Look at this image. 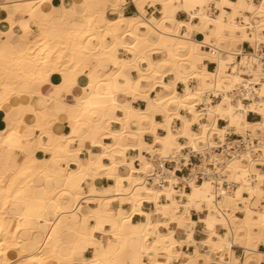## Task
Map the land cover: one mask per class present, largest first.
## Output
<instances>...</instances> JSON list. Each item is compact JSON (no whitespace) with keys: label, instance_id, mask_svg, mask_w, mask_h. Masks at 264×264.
<instances>
[{"label":"bare ground","instance_id":"obj_1","mask_svg":"<svg viewBox=\"0 0 264 264\" xmlns=\"http://www.w3.org/2000/svg\"><path fill=\"white\" fill-rule=\"evenodd\" d=\"M128 1L15 3L41 29L20 28L21 50L7 38L0 41V109L7 118L11 107L18 112L0 130V264H209L210 253L224 264H260L264 0H130L136 13L124 16ZM147 6L159 15L149 14ZM109 9L117 15L106 16ZM178 12L187 18L177 19ZM12 14L5 15V35L13 30ZM77 14L84 20H74ZM245 41L250 51L243 49ZM206 61L214 67L207 69ZM34 83H48L61 94L45 96ZM34 95L44 98L45 108L25 102ZM138 99L145 108L133 106ZM249 112L258 118L249 120ZM28 117L34 122L28 124ZM62 118L70 125L66 134L55 129ZM174 120L180 127H172ZM112 122L119 126L112 128ZM228 133L247 140L215 181L190 182L189 190L178 191L180 178L164 167L166 184L146 182L156 168L147 155L159 163L171 155L178 160L182 149L213 156L216 148L228 149ZM145 134L153 140L147 142ZM89 146L99 151L92 154ZM16 149L22 158L11 163ZM84 150L88 157L80 158ZM42 152L49 157H39ZM158 177L154 170L153 179ZM103 178L112 183L101 185ZM144 203L151 208L143 209ZM192 211L203 213L200 222L207 226L200 243L193 238ZM134 215L144 219L133 221ZM178 231L185 239L175 236ZM187 244L207 249L189 255L182 251ZM235 245L241 257L234 255Z\"/></svg>","mask_w":264,"mask_h":264},{"label":"crops","instance_id":"obj_2","mask_svg":"<svg viewBox=\"0 0 264 264\" xmlns=\"http://www.w3.org/2000/svg\"><path fill=\"white\" fill-rule=\"evenodd\" d=\"M16 1L18 0H0V41L7 38L8 40L10 41H13L15 43L19 42V33H20V28H24V27H29L31 29V31L33 33H38L40 32V27L37 25V23L35 22V20L33 18H31L29 16V14L23 10H15L16 7H15V3ZM21 1V0H19ZM68 1H76L78 2L79 0H68ZM128 1V0H127ZM55 2V3H54ZM61 2V0H53V3H51V7L52 6H57L59 3ZM58 3V4H57ZM1 4H8V7L7 8H2L1 7ZM102 5H99V8H101ZM95 9L92 8L91 11H94ZM111 11V12H110ZM11 12H13L12 14V20L15 22L14 23V26H13V30L11 32H9L8 34H4L3 33V30L2 29H7L9 27V22L5 19V15H9ZM147 12L149 14H153L154 16H158L159 15V10L154 8V7H150V6H147ZM134 13H136V6L135 4L132 2V1H128V3L122 8L121 10V14L124 15V16H130V15H133ZM78 15V16H77ZM74 16V20H77V19H83V15L81 14H77ZM116 16L117 13L114 12V10L112 9H109L108 12L106 13V16H109V17H113V16ZM176 18L179 19V20H183V19H186L187 18V15L184 13V12H178L177 15H176ZM50 25L51 26H56V20L55 18H52L50 21H49ZM19 45V46H18ZM22 44L21 43H17L16 47L18 50H21L23 45L21 46ZM242 47H243V44H242ZM213 63V62H212ZM206 68L207 69H212L210 67V65L206 64ZM2 68L0 66V74H2L1 71ZM133 75H135V73L133 72ZM166 80L168 79L167 77L165 78ZM80 83L83 84L84 83V80L83 79H80ZM40 87V84H33L32 85V88L33 89H38ZM51 89V90H50ZM158 89V88H157ZM177 89L181 90L182 89V84L179 83L177 85ZM40 90L41 92L43 93V95L45 96H48L51 92L54 94V95H59L61 94L60 92H58L57 90L53 89L52 86L48 83H44L43 85H41L40 87ZM49 92V93H48ZM75 92V93H74ZM80 92L79 90V87H76L74 90H73V93L74 94H78ZM155 91H151L150 92V96H154L155 95ZM66 100L69 102L72 101V96L71 95H66ZM41 95H34L32 97H27L26 99V103H30V105L35 109V110H41L43 108L46 107V101L44 100V98L42 97ZM30 98V99H29ZM133 106L135 107H138V108H145L146 107V101L144 99H138V100H134L133 101ZM182 114H185V111L184 110H181L180 111ZM59 113H61L59 111ZM119 114V112L117 113V115ZM9 116L7 118L6 116V113L3 109H0V130H5L6 128H8L10 126V123L12 122V118L14 117H18V112H17V108L15 106L11 107L10 108V112H9ZM12 117V118H11ZM31 119V120H29ZM155 119L158 121V122H162L163 121V118L161 115H156L155 116ZM34 117H28L26 118V121L28 124H31L34 122ZM218 125L219 126H222L224 125V122L222 120H219L218 122ZM119 124L116 123V122H112L111 123V127L112 128H116L118 127ZM172 127L173 128H178L180 127V121L178 120H174L172 122ZM193 129H196L197 128V125H196V128L194 127V125L192 126ZM55 129H56V132L57 133H62V134H66L70 131V125H69V122H68V119L66 118H62L60 123H57L55 125ZM157 132L159 134H164L165 131L161 128H158L157 129ZM38 132L34 131L33 132V136H37ZM144 139L147 141V142H151L153 140V137L150 135V134H145L144 135ZM181 140V138H179V141ZM106 142L109 141V139H105ZM184 142V138H183V141ZM78 142L76 141L73 145L74 146H77ZM89 149L91 151L92 154L94 153H97L99 151V148L98 147H95V146H89ZM129 153L131 155H134L135 154V151L134 150H130ZM49 153L48 152H42V153H38V156L40 157H44V158H47L49 157ZM79 157L80 158H86L88 157V152L87 151H80V154H79ZM22 158V155L21 153L16 149L14 150V157L13 159L11 160V163L12 162H16L18 160H20ZM102 161L103 162H107L108 160L106 158H102ZM63 166V163L59 164L57 167H56V171L59 172V168ZM69 166L71 168H75L76 165L73 163V162H69ZM58 169V170H57ZM112 183V180L108 179V178H103L102 181H101V185H108ZM37 184L38 185H44V183L42 181H37ZM146 204H149V203H144L143 205V209L146 210V207L145 205ZM124 207H128V205H124ZM151 208V206H150ZM149 208V209H150ZM148 209V210H149ZM11 211L13 213H17L19 211L18 207H12ZM191 217L196 221V225H195V229H194V233H193V238L194 240L197 242V243H200V241H203L206 239L207 237V233H206V230H207V226L202 222H200V217L199 216V213L197 212H194L192 211L191 212ZM142 219H144L143 216H140V215H134L132 220L133 221H141ZM204 225V226H203ZM205 227V228H204ZM162 231H164L163 227L160 228ZM220 232L222 230H219ZM179 236H175L179 239H185V235L183 234L182 231H178L177 232ZM199 247V248H198ZM207 249V247H204V246H197V245H194V244H187L185 245L183 248H182V251H184L185 253L189 254V255H195L196 253H203L205 252ZM259 249L262 250L264 252V244L263 245H260L259 246ZM233 252H234V255L235 256H238V257H241L242 256V248L239 246V245H235L233 246L232 248ZM89 251H86L85 254L86 256H88L89 254ZM210 257H211V261L209 264H224L222 262H219L218 259V254L217 253H210L209 254ZM177 264L176 260H172L169 264ZM199 263L202 264L203 263V260L200 259L199 260ZM204 264V263H203ZM260 264H264V260L261 261Z\"/></svg>","mask_w":264,"mask_h":264},{"label":"built area","instance_id":"obj_3","mask_svg":"<svg viewBox=\"0 0 264 264\" xmlns=\"http://www.w3.org/2000/svg\"><path fill=\"white\" fill-rule=\"evenodd\" d=\"M249 113L247 114V117ZM230 135L231 133L226 135V141L230 144L228 149L223 151V147L216 148L214 149L213 156H210L209 154L203 156L200 153L188 152V150L182 149L184 155L179 157L178 160H175V157L171 155V157L164 158V160L159 163L160 161L151 159L152 156L147 155L150 161L155 164L156 168L154 170L159 174V177L154 180V170H151L145 176L146 182L148 184L155 182V185L158 187L166 184L167 181L164 178L165 173H163L164 167H166L167 170L173 169L180 178V181L174 184L178 191L189 190L190 182H202L209 177L213 178L215 181L220 174L219 172L224 169L226 160L242 149L247 140L242 136L229 139L228 137ZM181 139L183 140V138ZM175 166H177L176 169Z\"/></svg>","mask_w":264,"mask_h":264},{"label":"rangeland","instance_id":"obj_4","mask_svg":"<svg viewBox=\"0 0 264 264\" xmlns=\"http://www.w3.org/2000/svg\"><path fill=\"white\" fill-rule=\"evenodd\" d=\"M243 44V49L245 50V51H250L251 50V46H250V43L249 42H247V41H245V42H243L242 43ZM206 63L208 64V65H210V67L211 68H213L214 67V63H212L211 61H206ZM180 90V89H179ZM248 119H253V120H256L257 118H258V115H256V114H254V113H249V115H248V117H247ZM224 122V121H223ZM194 127L196 128V125H194ZM238 135L237 134H234V133H231V135L228 137L229 139H231V138H235V137H237ZM183 140L181 139L180 140V142H182ZM150 206H151V204H146L145 205V207H146V210H148L149 208H150ZM199 216H203V213H199ZM161 230V229H160ZM162 231V230H161ZM176 236H179L178 235V233H176ZM87 254H89V253H87ZM173 264H175V263H173Z\"/></svg>","mask_w":264,"mask_h":264},{"label":"snow or ice","instance_id":"obj_5","mask_svg":"<svg viewBox=\"0 0 264 264\" xmlns=\"http://www.w3.org/2000/svg\"><path fill=\"white\" fill-rule=\"evenodd\" d=\"M262 11H264V9H262ZM149 264H151V261L149 262Z\"/></svg>","mask_w":264,"mask_h":264},{"label":"trees","instance_id":"obj_6","mask_svg":"<svg viewBox=\"0 0 264 264\" xmlns=\"http://www.w3.org/2000/svg\"><path fill=\"white\" fill-rule=\"evenodd\" d=\"M249 120H253V119L250 118Z\"/></svg>","mask_w":264,"mask_h":264}]
</instances>
